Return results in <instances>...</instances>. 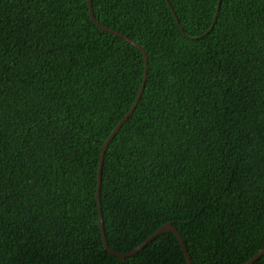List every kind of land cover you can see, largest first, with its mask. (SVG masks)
I'll use <instances>...</instances> for the list:
<instances>
[{"label": "trees", "instance_id": "obj_1", "mask_svg": "<svg viewBox=\"0 0 264 264\" xmlns=\"http://www.w3.org/2000/svg\"><path fill=\"white\" fill-rule=\"evenodd\" d=\"M169 1L92 0L148 55L104 150L105 239L171 221L192 264H243L264 246V0ZM143 72L88 0H0V264H187L171 231L103 250L99 152Z\"/></svg>", "mask_w": 264, "mask_h": 264}, {"label": "water", "instance_id": "obj_2", "mask_svg": "<svg viewBox=\"0 0 264 264\" xmlns=\"http://www.w3.org/2000/svg\"><path fill=\"white\" fill-rule=\"evenodd\" d=\"M171 9L173 10V7L170 3L169 0H167ZM89 3V13L92 19L93 24L105 31L108 32L112 35H118L124 39H126L127 41H129L131 44L136 45L142 52H143V56H144V72H143V79L141 82V85L138 89L137 95L135 97L134 102L132 103L131 107L129 108V110L123 115V117L121 118V120H119L118 124L116 125V127L110 132V134L106 137V139L104 140L101 148H100V156H99V168H98V174H97V204H98V217H99V228L101 231V239H102V243H103V250L106 251L107 253H109L110 255H113L117 258H125L126 256H129L133 253H135L137 250H139L141 247H143L149 240L153 239L155 236H157L158 234H160L163 231H171L175 234V236L177 237V241L179 244V247L181 249V251L184 254L185 259L187 260V264H192L189 256H188V252L187 249L185 247L184 244V240L182 235L180 234V232L178 231V229L173 225V223L171 221H168L164 224H161L154 232H152L151 234H149L145 239H143L142 241H140L136 246H134L133 248L126 250V251H115L111 248L108 247L107 242H106V235H105V230H104V223H103V217H102V210H101V203H100V184H101V170H102V166H103V160H104V150L106 148V145L108 143V141L111 139V137L113 136V133L118 129V127L120 126V124L132 113V111L134 110V108L137 105V102L141 96V93L143 91V88L145 86V81H146V77H147V69H148V55H147V51L145 50V48L140 45L139 43H137L136 41H134L132 38L128 37L127 35L117 31V30H112L110 28H106L104 26H102L101 24H99L95 18L93 9H92V0H88ZM220 3L221 0H218L217 2V8L216 11L218 12L219 8H220ZM173 14L175 16V19L178 23V28L180 29V31L186 35V33L184 32V30L182 29V27L180 26V22H179V18L176 14L175 11H173ZM217 19V15H215L213 23L211 26H209V28L202 33L199 37H202L204 34H206L211 27L213 26V24L215 23V20ZM195 36H193L192 38H194ZM264 252V246L262 248H260L259 250H257L251 257L248 258V260L246 262H244L243 264H250L251 262H253L260 254H262Z\"/></svg>", "mask_w": 264, "mask_h": 264}]
</instances>
